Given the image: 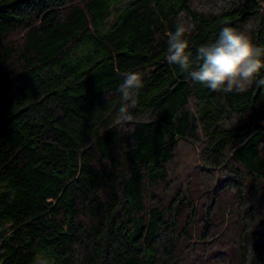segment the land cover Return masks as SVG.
I'll use <instances>...</instances> for the list:
<instances>
[{
	"label": "trees",
	"instance_id": "1",
	"mask_svg": "<svg viewBox=\"0 0 264 264\" xmlns=\"http://www.w3.org/2000/svg\"><path fill=\"white\" fill-rule=\"evenodd\" d=\"M181 22L264 47V0H0V264H264V88L169 64Z\"/></svg>",
	"mask_w": 264,
	"mask_h": 264
},
{
	"label": "clouds",
	"instance_id": "2",
	"mask_svg": "<svg viewBox=\"0 0 264 264\" xmlns=\"http://www.w3.org/2000/svg\"><path fill=\"white\" fill-rule=\"evenodd\" d=\"M188 29L181 22L167 34L165 59L178 66L193 82L211 90L243 91L245 83L264 88V47L245 32L231 26L221 27L216 38L195 48L188 39ZM195 65V66H193ZM142 84L141 74H125L120 91L127 98L130 90Z\"/></svg>",
	"mask_w": 264,
	"mask_h": 264
},
{
	"label": "rangeland",
	"instance_id": "3",
	"mask_svg": "<svg viewBox=\"0 0 264 264\" xmlns=\"http://www.w3.org/2000/svg\"><path fill=\"white\" fill-rule=\"evenodd\" d=\"M177 153L179 157L175 161V163L172 164L171 171L175 173L177 172L182 175H186L188 172H190L193 183L197 184V182L200 181L199 175H201V172H198L199 169L196 166L197 165L196 156L194 155V151L192 150L191 145L185 142L182 143L179 146ZM212 244L216 246H213ZM212 244L204 245V247L198 244L196 250L198 252H201L202 254L204 252L206 255H204L205 257H203V255L200 256L201 255L200 253H197V257L199 258L197 261L200 262V260L202 259L205 260L206 262L213 261L218 264H228L229 261H225L227 260V257L225 255H226V251L227 253H229L228 250L230 249L226 248L229 246L227 244H225V246L224 244L220 245V243L219 244L212 243Z\"/></svg>",
	"mask_w": 264,
	"mask_h": 264
}]
</instances>
